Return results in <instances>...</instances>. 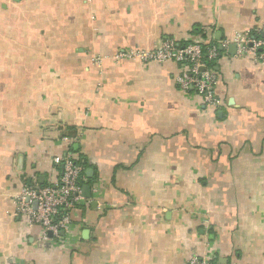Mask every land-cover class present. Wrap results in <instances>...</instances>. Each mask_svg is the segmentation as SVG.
I'll return each mask as SVG.
<instances>
[{
	"label": "crops",
	"instance_id": "1",
	"mask_svg": "<svg viewBox=\"0 0 264 264\" xmlns=\"http://www.w3.org/2000/svg\"><path fill=\"white\" fill-rule=\"evenodd\" d=\"M262 24L264 0H0V264H264V68L223 45ZM200 30L216 110L176 63L117 58ZM73 144L90 197L42 242L13 196Z\"/></svg>",
	"mask_w": 264,
	"mask_h": 264
},
{
	"label": "built area",
	"instance_id": "2",
	"mask_svg": "<svg viewBox=\"0 0 264 264\" xmlns=\"http://www.w3.org/2000/svg\"><path fill=\"white\" fill-rule=\"evenodd\" d=\"M234 44L238 57L250 56L264 68V24L250 31L235 34L224 47ZM217 44L209 37L178 46L165 39L159 47L141 53L118 54L119 59H138L142 62L172 61L180 67L176 78L179 89L195 92L209 109H218L222 102L216 93L219 73ZM53 163L60 169L57 178L43 185L30 184L14 194L15 216L25 218L28 226L40 228L42 242L54 245L73 244L71 213L84 204L82 195L83 167L74 161L72 154L56 157ZM62 233V235H61ZM189 264H212L209 258H191Z\"/></svg>",
	"mask_w": 264,
	"mask_h": 264
},
{
	"label": "trees",
	"instance_id": "3",
	"mask_svg": "<svg viewBox=\"0 0 264 264\" xmlns=\"http://www.w3.org/2000/svg\"><path fill=\"white\" fill-rule=\"evenodd\" d=\"M201 30H200V33H199V37L200 38H206V34H201ZM69 154H72L73 155V158H74V161L78 164H80L83 169H85V167L87 166V163L86 161L82 158V156L79 154V150H78V147L76 145H71L70 148H69ZM83 178H84V181L83 183H85V180H86V177H85V174L83 172Z\"/></svg>",
	"mask_w": 264,
	"mask_h": 264
},
{
	"label": "water",
	"instance_id": "4",
	"mask_svg": "<svg viewBox=\"0 0 264 264\" xmlns=\"http://www.w3.org/2000/svg\"><path fill=\"white\" fill-rule=\"evenodd\" d=\"M235 48H236L235 45H231L230 46V53H232ZM21 161H22V158L19 157V162L21 163ZM40 179H42V177ZM28 185H30V184H28ZM83 193H84L83 194L84 197L89 198L90 197V188L88 186H83ZM61 235H62V233H61Z\"/></svg>",
	"mask_w": 264,
	"mask_h": 264
}]
</instances>
